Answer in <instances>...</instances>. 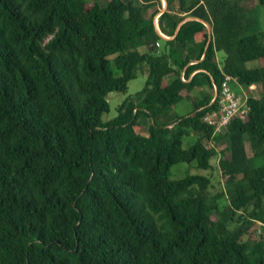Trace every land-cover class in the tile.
<instances>
[{
  "label": "trees",
  "instance_id": "1",
  "mask_svg": "<svg viewBox=\"0 0 264 264\" xmlns=\"http://www.w3.org/2000/svg\"><path fill=\"white\" fill-rule=\"evenodd\" d=\"M166 2L0 0V264H264V30L243 0ZM226 75L262 95L214 134ZM213 157L215 194L171 177Z\"/></svg>",
  "mask_w": 264,
  "mask_h": 264
},
{
  "label": "rangeland",
  "instance_id": "2",
  "mask_svg": "<svg viewBox=\"0 0 264 264\" xmlns=\"http://www.w3.org/2000/svg\"><path fill=\"white\" fill-rule=\"evenodd\" d=\"M243 1L245 2V4L248 5V7H251L254 10V12L257 13V17L259 20V28L264 30V7L260 6V5H256L255 0H243ZM224 54L225 53L223 51L217 52V60L219 62L222 61ZM256 65H257V63L254 61L248 62L246 64V66L250 67V68L255 67ZM146 76H147L146 66L145 65H139L137 72H136V77L134 79H131L128 82L126 91H124V92H118V91L109 92V94L107 95V100L109 103V110L102 115L101 120L103 122L109 121L116 116L117 106L127 96L134 94L135 92L139 91L144 86ZM168 80H170V79L167 78V81ZM231 86H232L233 90L241 96H245V95L249 94V92L252 93V91L245 90L246 88L244 86L238 85L236 82H231ZM252 90L254 91L252 93L254 96L259 97L262 95V93H261L262 90L258 84H255ZM174 110H176V112L181 114V115L187 113L188 111L191 110L190 101H188L187 99L182 100L179 104H177L175 106ZM194 140H195V136L193 134L189 135V136H185L183 139V143H182L183 147L186 148V147L190 146L194 142ZM246 149H247L248 155H250L251 151H250L249 146H246ZM217 158L218 157L211 158L210 162H211L212 167L208 168V169L196 168L194 166V162L191 164L174 165L171 168V177L172 178H180L183 176L184 173H197V174L206 175V176L210 177L211 184H212L209 191H210V193L215 194L218 191L223 189V183L225 182V178L221 175L220 170L218 168ZM222 200H224V198ZM253 228L257 231V233H260V232L264 233V230L260 229V227L258 225H256Z\"/></svg>",
  "mask_w": 264,
  "mask_h": 264
},
{
  "label": "built area",
  "instance_id": "3",
  "mask_svg": "<svg viewBox=\"0 0 264 264\" xmlns=\"http://www.w3.org/2000/svg\"><path fill=\"white\" fill-rule=\"evenodd\" d=\"M184 79L183 74H181ZM237 82L235 78L226 75L221 82L220 91L214 100L217 101L213 108L203 116V120L213 127V133H219L233 118L244 119L248 113L247 96H241L235 92L230 84Z\"/></svg>",
  "mask_w": 264,
  "mask_h": 264
},
{
  "label": "water",
  "instance_id": "4",
  "mask_svg": "<svg viewBox=\"0 0 264 264\" xmlns=\"http://www.w3.org/2000/svg\"><path fill=\"white\" fill-rule=\"evenodd\" d=\"M163 2V4H162V9H161V12L166 8V4H167V2H166V0H162ZM185 20H199V21H201V22H203L204 24H205V26L207 27V29H208V32H209V34L211 33V26H210V24L208 23V22H206L205 20H203V19H200V18H197V17H186L185 19H183L181 22H183V21H185ZM181 22L179 23V24H181ZM179 24H178V26H179ZM155 27H156V30H157V32L162 36V37H164V38H171L172 36H165V35H163L160 31H159V29H158V27H157V25L155 24ZM209 40H210V36H209ZM193 62H195V61H193ZM217 96V92H215V94H214V97H213V100L215 99V97ZM151 121L153 122V119H151Z\"/></svg>",
  "mask_w": 264,
  "mask_h": 264
},
{
  "label": "crops",
  "instance_id": "5",
  "mask_svg": "<svg viewBox=\"0 0 264 264\" xmlns=\"http://www.w3.org/2000/svg\"><path fill=\"white\" fill-rule=\"evenodd\" d=\"M158 17H155L154 18V23L157 25V27H158ZM204 24V23H203ZM205 25V24H204ZM159 28V27H158ZM164 35V34H163ZM166 36V35H165ZM168 37V36H167ZM193 74V72L190 74V76ZM253 87H254V85H251L249 88H246L245 90H248V91H252V93L254 92L252 89H253ZM251 92H249V94H247L246 96H248V95H253ZM213 99V98H212Z\"/></svg>",
  "mask_w": 264,
  "mask_h": 264
},
{
  "label": "clouds",
  "instance_id": "6",
  "mask_svg": "<svg viewBox=\"0 0 264 264\" xmlns=\"http://www.w3.org/2000/svg\"><path fill=\"white\" fill-rule=\"evenodd\" d=\"M212 101H213V99H212Z\"/></svg>",
  "mask_w": 264,
  "mask_h": 264
}]
</instances>
